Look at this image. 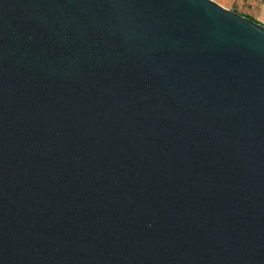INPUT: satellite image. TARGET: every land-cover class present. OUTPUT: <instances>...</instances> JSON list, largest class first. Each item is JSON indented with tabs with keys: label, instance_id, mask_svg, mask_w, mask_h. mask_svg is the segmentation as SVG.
<instances>
[{
	"label": "water",
	"instance_id": "1",
	"mask_svg": "<svg viewBox=\"0 0 264 264\" xmlns=\"http://www.w3.org/2000/svg\"><path fill=\"white\" fill-rule=\"evenodd\" d=\"M0 264H264V26L0 0Z\"/></svg>",
	"mask_w": 264,
	"mask_h": 264
},
{
	"label": "crops",
	"instance_id": "2",
	"mask_svg": "<svg viewBox=\"0 0 264 264\" xmlns=\"http://www.w3.org/2000/svg\"><path fill=\"white\" fill-rule=\"evenodd\" d=\"M221 7L234 11L264 26V0H212Z\"/></svg>",
	"mask_w": 264,
	"mask_h": 264
}]
</instances>
